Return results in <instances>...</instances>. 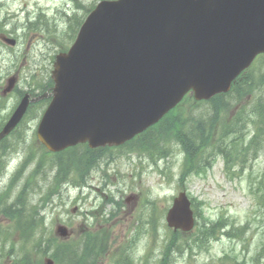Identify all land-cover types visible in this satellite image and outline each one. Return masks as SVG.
I'll list each match as a JSON object with an SVG mask.
<instances>
[{
  "label": "rangeland",
  "instance_id": "obj_1",
  "mask_svg": "<svg viewBox=\"0 0 264 264\" xmlns=\"http://www.w3.org/2000/svg\"><path fill=\"white\" fill-rule=\"evenodd\" d=\"M99 1L0 0V36L10 33L18 40L15 48L0 40V84L6 85L9 77L19 73V89L27 83H43L49 89L55 57L68 51ZM249 81L256 83L250 93L240 95L238 87L222 97L229 109L220 113L217 122L220 133L226 126L237 132L241 148L248 147L245 156L227 169L217 149L218 131L208 128L212 133L207 148L210 166L185 177V153L178 142H160L166 154L139 146L141 138L157 134L156 127L127 147L102 151L84 178L86 184H76L80 180L73 179L72 168L67 182L52 186V161L66 162L67 157L57 159L39 142L37 130L43 113L35 118L32 112L0 146V264H47L51 258L32 240H23L14 228L16 221L2 214L23 189L27 212L35 210L43 220L41 235L45 238L74 248L89 236L103 239L98 256L97 251L91 253L87 264H163L175 236L178 251L172 264H264V199L256 194L264 171V62L255 63L239 84ZM14 100L15 96L4 101L0 94V107H8L9 113ZM213 100L194 103L189 98L176 112L189 125L196 120L211 124L217 115ZM259 100L262 114L256 110ZM0 113L2 118L5 112ZM6 167L10 175L16 174L10 187V176H4ZM76 179H80L78 173ZM184 190L196 200V227L190 233H175L167 226L165 214ZM50 191L57 194L49 195ZM21 208L14 205L12 210ZM216 223L223 229L208 239L201 235V227ZM63 224L72 231L66 241L57 228Z\"/></svg>",
  "mask_w": 264,
  "mask_h": 264
},
{
  "label": "water",
  "instance_id": "obj_2",
  "mask_svg": "<svg viewBox=\"0 0 264 264\" xmlns=\"http://www.w3.org/2000/svg\"><path fill=\"white\" fill-rule=\"evenodd\" d=\"M260 54L264 0H104L69 52L57 57L53 99L38 138L51 152L81 143L121 145L159 122L190 91L198 101L227 93ZM25 108L23 102L0 140ZM166 220L175 230L193 229L185 192ZM59 232L67 236L65 229Z\"/></svg>",
  "mask_w": 264,
  "mask_h": 264
},
{
  "label": "trees",
  "instance_id": "obj_3",
  "mask_svg": "<svg viewBox=\"0 0 264 264\" xmlns=\"http://www.w3.org/2000/svg\"><path fill=\"white\" fill-rule=\"evenodd\" d=\"M260 60L264 62V57H262ZM242 77L237 80L232 87V91L239 87L240 95L250 93L256 86V83L253 81H249L245 85L240 86L239 82ZM223 96H217L218 100H213L217 97L212 99V102L215 104V107L213 108L216 109L217 115H215V118L211 124H207L208 120H196V124L192 123L189 125L188 119L183 118L182 115L178 114L174 110L162 120L163 122L157 128L158 130H156L157 134L144 137L139 142V146L153 148L155 150H159L161 154H166V152H162L160 142L174 140L182 146V150L185 153L183 177L189 176L192 173H201L206 171L210 164L208 161L210 153L207 152V148L208 146H211L209 140L212 134L208 128H210L212 132L218 131L217 122L220 118L219 115L222 111H227L229 109V106L223 103L221 100L223 99ZM194 103L197 102L194 101ZM262 105L263 102L261 100H259L256 104V110L261 114ZM237 121L239 122V120ZM217 140H219L217 141V149L220 154L224 155L227 169H232L233 165L238 163L240 157L245 156V152L248 150V147L246 146L241 148V144L243 142H241L240 137L237 136V132L233 128H228V126L225 127L222 133L218 131ZM252 142L253 141L250 143L252 144ZM101 152L102 151H95L94 153V151H91L88 148L82 149L79 146L66 151L65 154H60L64 157L66 156L67 159L66 162H58L57 160L52 161L54 175L51 185L61 186L67 182L72 168L74 169L73 174L76 172L86 174L89 170L93 169L97 165L96 161L99 159ZM59 156H57V159ZM15 176L16 175L12 177L8 187L12 186ZM256 190L257 196L258 193H260V199L261 197L264 199V171ZM53 194H57V192L50 191L49 195ZM18 198L20 199L21 196L16 197L12 201L13 204L9 206V208H6L4 211H2V214L15 220L16 223H14V228L16 231L20 232L21 238L25 241L32 240L34 245L42 250L41 252L43 255L53 258L57 264H87L91 253L97 251L95 254L98 256V250L100 249L99 247L103 244V240H100L99 237H86L84 240L85 242L83 241V244L77 246L76 248L69 246L66 243H59L54 238H45L43 235H41V231L44 230L45 224L43 220L39 218L35 210L33 213L29 214L27 212V208L19 212L15 211L14 209L12 210V207L17 205ZM193 201L195 205L196 200L193 199ZM221 228H223V226L220 223L212 224L210 226L204 225L201 227V235L208 239L209 237H212L218 229ZM36 235H38L37 239H35ZM177 241V236L171 239L169 243L170 246L167 247L168 249L163 256V264H170V260L168 259V255L170 254L169 249L175 248Z\"/></svg>",
  "mask_w": 264,
  "mask_h": 264
},
{
  "label": "flooded vegetation",
  "instance_id": "obj_4",
  "mask_svg": "<svg viewBox=\"0 0 264 264\" xmlns=\"http://www.w3.org/2000/svg\"><path fill=\"white\" fill-rule=\"evenodd\" d=\"M10 33H5L0 36V40L5 43L3 40L9 42L14 41V44L10 45L13 46L12 48H15L18 44V40L14 37H10ZM16 43V44H15ZM15 45V46H14ZM14 58H18L17 55H14ZM12 78H8L6 81L9 82V85L6 87V85L0 84V94L4 101H9V99L13 96H15L14 104L12 105L9 113H7L6 106H1L0 111L5 112L0 118V125H4L7 123V121L11 118V115L15 112L16 108L22 101L24 97H26V102L28 103V107L26 110V113L24 114L21 124H23L25 121L29 119V115L32 112H35V118H37L39 115L41 116L43 113V110L47 108L48 105V99H47V88L46 86L42 85V83H39L38 85L31 86V83L26 84V88L23 90L19 89V85L21 84V78L19 76V73H16V75L11 76ZM1 114V113H0ZM2 146V144L0 145Z\"/></svg>",
  "mask_w": 264,
  "mask_h": 264
},
{
  "label": "bare ground",
  "instance_id": "obj_5",
  "mask_svg": "<svg viewBox=\"0 0 264 264\" xmlns=\"http://www.w3.org/2000/svg\"><path fill=\"white\" fill-rule=\"evenodd\" d=\"M42 177H44V176H42ZM48 179V178H47ZM26 195V189H23L21 192H19L18 194H17V196L16 197H19V196H21V198L19 199H17V205L18 206H21L22 205V210H25L26 209V205H25V200H24V198H22V196H25Z\"/></svg>",
  "mask_w": 264,
  "mask_h": 264
}]
</instances>
